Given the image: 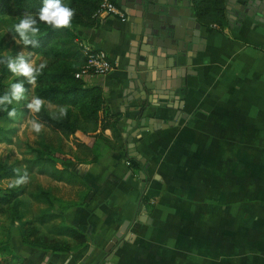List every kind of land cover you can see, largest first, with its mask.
<instances>
[{"label": "crops", "instance_id": "obj_1", "mask_svg": "<svg viewBox=\"0 0 264 264\" xmlns=\"http://www.w3.org/2000/svg\"><path fill=\"white\" fill-rule=\"evenodd\" d=\"M114 4L124 19L103 12L71 29L113 64L82 80L119 114L126 149L103 144L97 160H74L81 182L49 175L86 187L79 203L50 210L80 243L64 234L68 250L35 246L14 228L10 246L34 264H264V0H226L224 23L197 20L198 40L176 48L147 16L157 1ZM64 151L81 157L71 141Z\"/></svg>", "mask_w": 264, "mask_h": 264}, {"label": "trees", "instance_id": "obj_2", "mask_svg": "<svg viewBox=\"0 0 264 264\" xmlns=\"http://www.w3.org/2000/svg\"><path fill=\"white\" fill-rule=\"evenodd\" d=\"M101 1L62 0V3L75 10L72 23L93 26L99 24L95 12ZM190 5L197 20L202 24L225 22L226 0H190ZM42 6L43 0H0V19L5 21L9 32L18 38L15 25L19 23L20 18L32 14L38 21L40 28L36 37L38 47L27 48L41 53L49 60V65L37 77L35 95L75 107L81 121L86 125L82 126L77 119L72 118L70 112H67L66 117H61L60 113H50L45 108L40 112L33 111L31 117L34 121L63 134L73 143L81 156L79 158L70 153H59L60 157L55 152L56 150L61 152V149L42 143L41 149L36 150L34 162L38 165L44 164L43 172L49 171V175L56 179L78 183L82 180L78 174L70 170L74 160H97L103 144L114 149H126V140L117 125L119 114L109 113L102 88L99 85H84L82 78L75 76V71L83 61L82 45L76 40L75 32L71 28L54 29L46 23L39 22L38 13ZM21 43L23 44L22 41ZM8 110H12L11 105L8 106ZM6 114L8 113L0 108V118ZM136 165L138 163L132 164L133 167ZM20 175L21 172L16 168L0 162V179ZM24 192L23 183L15 187H0V216L9 220L8 226H4L0 220L1 230H6L5 238L0 239V264H34L29 257L16 252L10 246L9 240L14 228H18L24 242L48 248L44 246L43 235L37 223L48 221L57 214L50 211L26 217L21 198ZM50 231L75 239L82 237L77 228L67 224L53 226ZM50 248L68 250L70 246L68 242H60Z\"/></svg>", "mask_w": 264, "mask_h": 264}, {"label": "rangeland", "instance_id": "obj_3", "mask_svg": "<svg viewBox=\"0 0 264 264\" xmlns=\"http://www.w3.org/2000/svg\"><path fill=\"white\" fill-rule=\"evenodd\" d=\"M19 41V43L17 42ZM24 52L26 57H30L34 66H39L41 63L49 65V60L41 53L24 47L18 37L12 35L9 32L8 26L0 19V61L9 56H15L20 52ZM24 81V87L26 89L25 99L17 102H13L12 108L16 109L15 118H11L6 114L0 118V162L16 168L18 172H21L20 177L9 176L0 179V187H15L18 185L16 182L25 179L23 183L25 186V192L22 195L23 208L26 217H34L42 212H50V210L62 209L73 203H79L83 194L86 191V187L76 186L74 184H65L56 182L51 176L49 171L45 170L44 164H36L34 158L36 156V150L41 149L42 143L54 146L55 149H61V152L56 150V155L59 153H66L67 146L70 144V140L64 136L51 131L44 125L40 124L41 131L35 132L32 127L34 121L31 117V111L27 108V104L36 97L35 87L38 85H31L24 77H17L11 73L6 64L0 62V97L10 92V85L14 82ZM44 100L45 108L50 113H60L61 107H65L67 112H70L72 118L77 119L82 126L86 124L81 121L77 109L73 106L61 104L56 101ZM36 122V121H35ZM70 153V152H69ZM71 154V153H70ZM72 155V154H71ZM58 156V157H59ZM61 157V156H60ZM59 157V159H61ZM4 170V169H3ZM22 183H19L21 185ZM78 199V201H77ZM4 226H8L9 220L0 216ZM40 231L43 235L44 246L50 248L63 241L57 239L56 234L50 231L53 226L63 225V220L60 215L55 216L43 223H37ZM0 228V239L5 238L6 230ZM83 238H77L72 242L75 246L80 243Z\"/></svg>", "mask_w": 264, "mask_h": 264}, {"label": "clouds", "instance_id": "obj_4", "mask_svg": "<svg viewBox=\"0 0 264 264\" xmlns=\"http://www.w3.org/2000/svg\"><path fill=\"white\" fill-rule=\"evenodd\" d=\"M75 15V10L62 3V0H43V6L40 8L38 17L39 22L46 23L54 29L71 28L72 19ZM15 32L19 35L20 41L23 42L24 47L35 46L36 37L40 32L39 24L32 14H27L20 18L18 24L15 25ZM19 43V41H17ZM6 64L7 69L17 77L26 78L27 82L35 85L37 77L43 73V69L47 66L46 63H41L39 66H34L30 57H26L24 52L13 56L4 58L2 61ZM26 89L24 81L14 82L10 85V92L0 97V108L8 113V116L15 118L16 109L8 110V106L13 102H19L25 99ZM44 105V100L40 97H34L31 102L27 104V108L31 111L40 112ZM60 116H67V109L61 107ZM56 118V117H53ZM33 130L37 133L41 131V125L35 121L32 122ZM26 180L22 179L16 183H24Z\"/></svg>", "mask_w": 264, "mask_h": 264}, {"label": "water", "instance_id": "obj_5", "mask_svg": "<svg viewBox=\"0 0 264 264\" xmlns=\"http://www.w3.org/2000/svg\"><path fill=\"white\" fill-rule=\"evenodd\" d=\"M154 1H157L158 4L153 8H149V14L147 16L152 19L151 23L155 28L154 32L158 34H156L158 39H163L164 41L170 39L171 42L175 43V46L172 43L168 44L167 47L176 48L182 42L193 43L198 40L197 36L200 31V23L192 17L188 0H182L180 5H176L174 2L166 3L164 0ZM171 22L173 25H170ZM174 123L175 120H168L167 122H162L160 126L164 127L173 125ZM131 155H136V153L131 151ZM127 224L128 220H124L118 231L108 242L105 247L107 256L110 255L112 247L116 244L118 238L122 236Z\"/></svg>", "mask_w": 264, "mask_h": 264}, {"label": "built area", "instance_id": "obj_6", "mask_svg": "<svg viewBox=\"0 0 264 264\" xmlns=\"http://www.w3.org/2000/svg\"><path fill=\"white\" fill-rule=\"evenodd\" d=\"M119 13L124 19V14L118 10L112 0H102L95 14ZM83 61L75 71V76L83 78L84 75L104 73L112 69L113 64L104 49L92 48L88 45L82 46Z\"/></svg>", "mask_w": 264, "mask_h": 264}]
</instances>
